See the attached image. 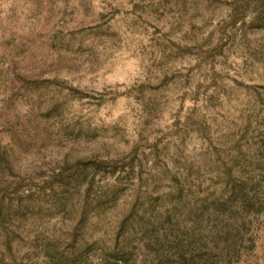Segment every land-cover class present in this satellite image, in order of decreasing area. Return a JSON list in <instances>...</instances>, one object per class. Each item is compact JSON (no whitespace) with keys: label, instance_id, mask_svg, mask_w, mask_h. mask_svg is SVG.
Returning a JSON list of instances; mask_svg holds the SVG:
<instances>
[{"label":"rangeland","instance_id":"rangeland-1","mask_svg":"<svg viewBox=\"0 0 264 264\" xmlns=\"http://www.w3.org/2000/svg\"><path fill=\"white\" fill-rule=\"evenodd\" d=\"M0 264H264V0H0Z\"/></svg>","mask_w":264,"mask_h":264}]
</instances>
